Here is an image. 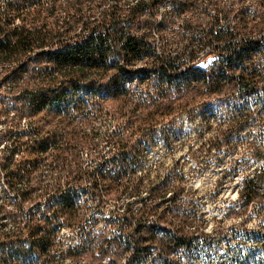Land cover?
Returning <instances> with one entry per match:
<instances>
[{
  "label": "trees",
  "instance_id": "16d2710c",
  "mask_svg": "<svg viewBox=\"0 0 264 264\" xmlns=\"http://www.w3.org/2000/svg\"><path fill=\"white\" fill-rule=\"evenodd\" d=\"M2 1L0 117L13 106L17 122L0 137V264H185L207 236L201 201L184 163L145 160L159 141L175 150L179 116L206 109L215 154L264 114V0ZM252 155L226 215L264 216V132ZM247 238L264 249V228Z\"/></svg>",
  "mask_w": 264,
  "mask_h": 264
},
{
  "label": "rangeland",
  "instance_id": "374dc122",
  "mask_svg": "<svg viewBox=\"0 0 264 264\" xmlns=\"http://www.w3.org/2000/svg\"><path fill=\"white\" fill-rule=\"evenodd\" d=\"M4 4L0 0V9ZM11 87V84L4 83L2 93L5 94L9 89H12ZM250 97L245 94L234 100H224L221 104L214 105L213 112L215 113L212 120L217 122L216 117L221 116L224 123L229 124L237 117L240 109L246 106V101ZM254 100L257 101L258 98L252 99L251 103ZM251 108L261 111V108L255 105ZM205 110H195L192 119H188L186 115L177 117L172 124L180 126L183 133L175 143V150L167 149L159 141L151 149L145 163L163 162L160 165V170H166V167L171 166L176 160L184 163L185 172L190 176L196 205L201 201L200 207L204 211V215H197L196 218L200 222H204V231L207 236L203 238L205 242L202 246L190 256L191 259L186 260L185 264H264V249L256 247L259 246L258 241L253 242L250 238L245 239L248 232L264 228V216L260 212L261 205H253L247 213L242 215L229 216L225 213L230 207H238V189L241 187L239 177L242 176L244 169L252 170L258 164L252 151L261 142L264 132V114L255 112L254 117L249 119L248 127L239 132L231 143L214 154V150H210V147L215 126L213 129L205 128L207 120L205 119L207 117ZM7 111L8 118H2L3 122L7 121L4 122L5 130L8 124L10 126L11 123L17 122L15 107L8 106ZM96 121L98 128L102 131L108 129L111 124L113 125V121L111 122L106 117H100ZM22 123L23 128L27 129L24 120ZM5 130H1L2 134ZM7 141L8 143H6ZM11 144L12 141L9 139L0 140L2 150L0 159L10 150ZM105 146L107 147L106 144ZM189 147L190 151L188 152ZM184 160L185 162H183ZM224 172L227 174L224 175ZM7 195H10L8 183L1 173L0 201ZM195 224H199V222L196 221ZM233 230L238 234L236 239L232 236ZM236 246L244 255L250 249L254 248V250L249 257L244 258L235 256L232 252L231 248Z\"/></svg>",
  "mask_w": 264,
  "mask_h": 264
},
{
  "label": "built area",
  "instance_id": "2783aa9c",
  "mask_svg": "<svg viewBox=\"0 0 264 264\" xmlns=\"http://www.w3.org/2000/svg\"><path fill=\"white\" fill-rule=\"evenodd\" d=\"M2 87H3V85H1L0 86V96L2 95V94H4V93H2ZM0 110H1V105H0ZM1 130H5V125H4V122L2 121V117H0V131ZM6 143H8V141L6 142ZM2 146H4V145H2ZM2 150H1V148H0V152H1ZM1 173H3V171L0 169V180H1ZM234 229H237V228H234ZM233 232H236L235 230H233L231 233H233Z\"/></svg>",
  "mask_w": 264,
  "mask_h": 264
},
{
  "label": "bare ground",
  "instance_id": "6f19581e",
  "mask_svg": "<svg viewBox=\"0 0 264 264\" xmlns=\"http://www.w3.org/2000/svg\"><path fill=\"white\" fill-rule=\"evenodd\" d=\"M246 95L249 96V97L251 96L250 98L247 99V101H251L252 99H255L256 97L259 98L258 95L260 96V98L263 97L261 89L256 91V92H254V93H249V94H246ZM1 135H2V132L0 131V137H1Z\"/></svg>",
  "mask_w": 264,
  "mask_h": 264
}]
</instances>
